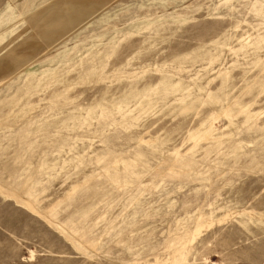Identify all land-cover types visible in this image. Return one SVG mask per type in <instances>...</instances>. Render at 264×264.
<instances>
[{"label": "rangeland", "instance_id": "rangeland-1", "mask_svg": "<svg viewBox=\"0 0 264 264\" xmlns=\"http://www.w3.org/2000/svg\"><path fill=\"white\" fill-rule=\"evenodd\" d=\"M0 264H264V0H0Z\"/></svg>", "mask_w": 264, "mask_h": 264}, {"label": "bare ground", "instance_id": "bare-ground-1", "mask_svg": "<svg viewBox=\"0 0 264 264\" xmlns=\"http://www.w3.org/2000/svg\"><path fill=\"white\" fill-rule=\"evenodd\" d=\"M209 56H211V55H209ZM191 62H194V61H191ZM166 89L173 91L175 94L176 93H179V95L183 94V92L185 91V88L181 87L179 83H176L174 85H169V86H167ZM188 98L189 97L186 96L185 99L183 100V103L185 104V106L183 108L179 109V112L180 113H184L186 111H189L191 109V107L189 105L192 102H194V101H200L201 100L198 97H193V98H189L188 102H186V99H188ZM207 99L209 101H213L216 104V106L219 108L220 113H222L223 116H225L227 118L228 123L225 126V130H227L229 127H231L232 125H234L233 118L237 114H241V115L244 116V122L245 123L250 122L252 120V118L256 116V114H254V113H252L250 111L251 104L250 103H242L239 99H228L226 96H225V98H216V97H214L212 95L207 96ZM124 100H122V101H124ZM127 100H128V98H127ZM131 102H132V100H131ZM126 103H129V101L126 102ZM126 103L123 104V105H126ZM232 112H233V115H232ZM215 116H216V114L212 110L211 111V115L208 118L202 120L200 122V124L191 133L188 134L187 138L185 140H183V143H185V142H193V144H194L195 147L201 141L205 142L207 145L212 144V143H215V142L217 143L218 142L217 140L219 139L220 135L218 133H216V130L213 129L212 123L210 122L211 119L214 118ZM144 143L146 145L150 146V147L155 148L154 145H153L155 143H151L150 140L145 141ZM206 148H208V147H206ZM17 203L19 204V202H17ZM25 207L27 208V206H25ZM201 217L203 218L204 216L202 215Z\"/></svg>", "mask_w": 264, "mask_h": 264}]
</instances>
